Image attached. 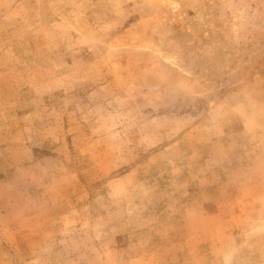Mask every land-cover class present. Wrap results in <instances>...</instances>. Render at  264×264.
<instances>
[{"label":"rangeland","instance_id":"rangeland-1","mask_svg":"<svg viewBox=\"0 0 264 264\" xmlns=\"http://www.w3.org/2000/svg\"><path fill=\"white\" fill-rule=\"evenodd\" d=\"M0 264H264V0H0Z\"/></svg>","mask_w":264,"mask_h":264}]
</instances>
